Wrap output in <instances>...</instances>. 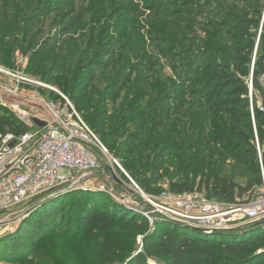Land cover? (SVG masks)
I'll use <instances>...</instances> for the list:
<instances>
[{"label":"rangeland","instance_id":"1","mask_svg":"<svg viewBox=\"0 0 264 264\" xmlns=\"http://www.w3.org/2000/svg\"><path fill=\"white\" fill-rule=\"evenodd\" d=\"M239 1L161 0L160 6H153L151 0H0V65L49 85L80 107L82 118L93 119L90 126L126 174L118 169L114 174L103 166L86 177L81 189L123 204L131 194V180L144 192L185 181L196 189L206 172L217 169L246 185L256 179L257 166L240 159L244 148L237 146L236 133L231 131L238 119L225 108L221 113L216 102L207 104L209 90L197 94L199 85L193 83L205 74L201 68L210 57L202 43L207 38L203 31H210L208 25L223 19L232 5L243 7ZM260 7L264 12V0ZM82 8L97 9L100 25L96 30L107 24L113 27L104 40L106 46L99 47L96 34L90 40L91 13L65 31ZM192 64L189 80H180ZM36 87L30 84L26 91ZM248 100L253 109L252 86ZM21 104L29 107L31 102ZM35 110L45 115L42 107ZM253 185L236 201L247 202L260 187ZM72 192L55 193L44 201L47 197L41 195L0 215V264H25L16 260L22 254L31 264H104L102 258L119 264L102 251L107 238L132 246L133 253L141 250L142 236L126 225L117 223L89 239L74 229L76 211L67 223L58 203L42 208L65 193L62 202L73 199ZM32 211L39 212L36 219L43 227L24 221ZM28 226L33 229L23 233ZM48 227L50 233H46ZM68 227L70 233L61 232ZM155 228L162 233L169 226L151 225V230Z\"/></svg>","mask_w":264,"mask_h":264},{"label":"trees","instance_id":"2","mask_svg":"<svg viewBox=\"0 0 264 264\" xmlns=\"http://www.w3.org/2000/svg\"><path fill=\"white\" fill-rule=\"evenodd\" d=\"M151 1L153 6H160L161 4V0ZM260 1H239L238 3L243 4V7L232 5L224 13L223 19H215L208 25L211 27L210 31H203L207 38L202 40V43L207 46L206 53H209L210 57L201 68V71L205 69V74L195 78L193 82L195 85H199L197 94H203L206 89L209 90L205 95L207 104L211 105L216 102L221 113L224 112L225 108V112L231 114L234 119H238L236 124H233L231 131L236 133L237 146L244 148L240 159L251 167L257 166L254 173L256 179L248 180L246 185L236 183L233 179L223 175V170L220 169L206 172V175H203L196 189L204 192L206 197L210 199L227 203L236 202V198L242 197L243 193L252 190L253 184L257 186L262 184L260 162L255 143V138H257L261 147L264 166V87L261 83V77L264 75V12L260 7ZM247 3L249 6L244 5ZM87 13H91L90 40L93 42L94 34H96L99 47H102L113 27L110 28L107 24L98 27V30L95 29L100 25L97 9H80L73 15L65 31L67 32L81 24ZM215 48L217 49V56L214 51ZM193 65L191 68H194L195 65ZM191 68H187L186 73L180 75L179 79L184 82L188 81L187 74L193 72V68ZM250 84L252 86L251 104H253V109L249 108L248 100ZM51 96L55 97L56 94L51 93ZM86 108L88 107L86 106ZM80 111L82 109L79 107L78 112L80 113ZM213 115L216 113L214 112ZM83 119L97 134L98 131L90 126L94 124L92 123L93 119L89 120L88 116L83 117ZM158 126L160 127V123ZM218 126L225 128L222 124H218ZM26 129V125L11 110L0 105V134L10 132L19 135ZM113 151L115 155H120L117 150ZM193 189V185L186 181L169 184V190L172 192L192 191ZM72 190L73 199H69V201L65 199L62 202L67 195L65 193L55 200L51 199L49 202L42 203V208H45V205L50 206V202L58 203L55 205L60 209L59 213L64 210L65 219L67 218L65 222L67 223L71 221L74 211H76L74 229L89 239L96 233H107L117 223L136 230L142 236V248L135 253H133L134 248L132 246L126 248L125 244L118 241L107 238L103 242V253L107 258L118 259L119 264H264V224H251L239 227L237 230L211 234L174 224L158 216L150 224L139 212L117 201H111V198L105 194L104 197H101L98 192L88 189L76 188ZM161 190L162 188L153 189L148 193L156 194ZM99 203L102 206H99ZM39 215V212L32 211L24 221L33 223L32 226L41 225L39 224L40 221L36 219ZM166 223L169 226L168 231L159 233L156 228L151 230V225L158 228V226ZM51 228L45 229L46 233H50ZM69 228L63 229L61 232L70 233ZM31 229L33 228L28 226L24 228L23 233H27ZM215 235H219L220 238L214 237ZM126 237L131 236L126 235ZM19 242H22L21 239ZM20 245L23 248L24 243L22 242ZM17 258L16 260L25 264H31L27 255L22 254ZM101 262L110 264L112 260L102 258Z\"/></svg>","mask_w":264,"mask_h":264},{"label":"built area","instance_id":"3","mask_svg":"<svg viewBox=\"0 0 264 264\" xmlns=\"http://www.w3.org/2000/svg\"><path fill=\"white\" fill-rule=\"evenodd\" d=\"M29 83L37 85L31 92L26 91ZM261 83L264 87V75ZM53 92L55 97L51 96ZM24 100L31 105L22 107ZM0 105L10 109L27 127L19 135L0 134V215L45 193L79 188L88 175L103 166L114 174L117 169L125 173L72 101L49 85L29 79L19 69L0 65ZM36 107H42L45 115H38ZM33 119L44 124L37 125ZM256 147L262 184L247 202L217 201L197 189L172 192L164 187L153 194L144 192L131 180V194L126 195L123 204L139 212L150 224L157 216L222 231L264 223V166L258 142Z\"/></svg>","mask_w":264,"mask_h":264},{"label":"water","instance_id":"4","mask_svg":"<svg viewBox=\"0 0 264 264\" xmlns=\"http://www.w3.org/2000/svg\"><path fill=\"white\" fill-rule=\"evenodd\" d=\"M33 122L37 125H43L44 123L37 120V119H33ZM69 189L67 188H60V189H57V190H54V191H51V192H48V193H45L43 195H45L47 198L43 199L46 200L48 198H51L53 196V194L57 193V194H60V193H64V192H67ZM41 196V195H40ZM44 196V197H45ZM173 222L174 224H179V225H183V226H187L189 227L190 229L192 230H195V231H199V232H203V233H207V234H211V233H218V232H224V231H228V230H213V229H209V228H204V227H194V226H189V225H186L185 223L181 222V221H171ZM251 224H255V225H263L264 223L263 222H256V223H248L244 226H249ZM230 230H233V229H230ZM237 230V229H236Z\"/></svg>","mask_w":264,"mask_h":264}]
</instances>
